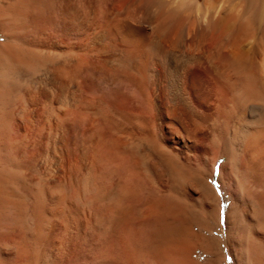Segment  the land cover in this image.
Masks as SVG:
<instances>
[{"label": "bare ground", "instance_id": "1", "mask_svg": "<svg viewBox=\"0 0 264 264\" xmlns=\"http://www.w3.org/2000/svg\"><path fill=\"white\" fill-rule=\"evenodd\" d=\"M218 244L264 264V0H0V264Z\"/></svg>", "mask_w": 264, "mask_h": 264}, {"label": "rangeland", "instance_id": "2", "mask_svg": "<svg viewBox=\"0 0 264 264\" xmlns=\"http://www.w3.org/2000/svg\"><path fill=\"white\" fill-rule=\"evenodd\" d=\"M212 226L214 227H216V224L214 225V223H212ZM218 246L220 247L219 249V251H221V252H219V256H224L225 255V257H226V259L228 260V264H230V261H231V258H230V256H229V254H226V251H223L222 250V245H220V244H218Z\"/></svg>", "mask_w": 264, "mask_h": 264}]
</instances>
